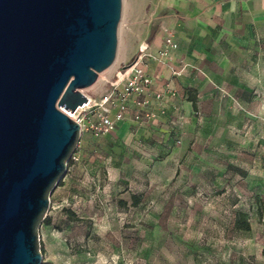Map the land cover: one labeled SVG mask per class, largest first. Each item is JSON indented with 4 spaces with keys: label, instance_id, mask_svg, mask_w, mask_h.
<instances>
[{
    "label": "rangeland",
    "instance_id": "374dc122",
    "mask_svg": "<svg viewBox=\"0 0 264 264\" xmlns=\"http://www.w3.org/2000/svg\"><path fill=\"white\" fill-rule=\"evenodd\" d=\"M160 1L122 0L115 59L82 93L98 99L134 54L119 59L152 40ZM260 141L168 155L176 146L151 137L120 148L80 133L39 227L41 264H264ZM239 213L248 228L236 226Z\"/></svg>",
    "mask_w": 264,
    "mask_h": 264
},
{
    "label": "water",
    "instance_id": "95a60500",
    "mask_svg": "<svg viewBox=\"0 0 264 264\" xmlns=\"http://www.w3.org/2000/svg\"><path fill=\"white\" fill-rule=\"evenodd\" d=\"M122 0H0V264H41L39 227L116 56Z\"/></svg>",
    "mask_w": 264,
    "mask_h": 264
},
{
    "label": "crops",
    "instance_id": "0c3cea01",
    "mask_svg": "<svg viewBox=\"0 0 264 264\" xmlns=\"http://www.w3.org/2000/svg\"><path fill=\"white\" fill-rule=\"evenodd\" d=\"M158 10L162 22L146 44L156 52L168 27L178 47L166 60L145 61L155 118L129 117L103 137L120 148L151 137L159 147L176 146L168 155L183 146L205 153L260 140L264 146V0H161Z\"/></svg>",
    "mask_w": 264,
    "mask_h": 264
},
{
    "label": "built area",
    "instance_id": "2783aa9c",
    "mask_svg": "<svg viewBox=\"0 0 264 264\" xmlns=\"http://www.w3.org/2000/svg\"><path fill=\"white\" fill-rule=\"evenodd\" d=\"M162 32L160 48L152 52L146 43L141 45L133 61L117 71L115 78L108 82V89L98 99L83 93L87 101L69 115L79 124L80 133L88 131L99 138L115 131L117 123L129 117L139 123H149L155 118L148 108L151 79L145 70V61L166 60L178 47L168 27H163ZM154 97L157 102H162L160 93Z\"/></svg>",
    "mask_w": 264,
    "mask_h": 264
},
{
    "label": "trees",
    "instance_id": "16d2710c",
    "mask_svg": "<svg viewBox=\"0 0 264 264\" xmlns=\"http://www.w3.org/2000/svg\"><path fill=\"white\" fill-rule=\"evenodd\" d=\"M133 59H134V57L132 58V60H131L129 63H131V62L133 61ZM129 63H128V64H129ZM191 100H192L193 106L195 107V99L192 98ZM69 163H71L70 160H69ZM133 199H134V200L132 201V204H133V205H136V204H137V200H136L135 197H133ZM69 214H72V213H69ZM244 218H245V216H244L243 213H239V214H238V220H237V222H236V226H237L238 228H248V225L245 223ZM46 220H47V219H46V217H45V219L43 220V222H45ZM46 222H47V221H46Z\"/></svg>",
    "mask_w": 264,
    "mask_h": 264
},
{
    "label": "bare ground",
    "instance_id": "6f19581e",
    "mask_svg": "<svg viewBox=\"0 0 264 264\" xmlns=\"http://www.w3.org/2000/svg\"><path fill=\"white\" fill-rule=\"evenodd\" d=\"M68 116L70 115L71 116V114L69 113V112H66V111H64Z\"/></svg>",
    "mask_w": 264,
    "mask_h": 264
}]
</instances>
